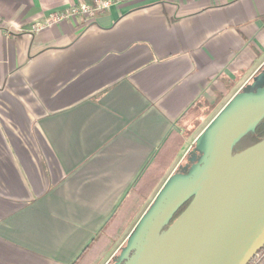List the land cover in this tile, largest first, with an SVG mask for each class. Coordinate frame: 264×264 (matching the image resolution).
I'll list each match as a JSON object with an SVG mask.
<instances>
[{
  "label": "crops",
  "instance_id": "0c3cea01",
  "mask_svg": "<svg viewBox=\"0 0 264 264\" xmlns=\"http://www.w3.org/2000/svg\"><path fill=\"white\" fill-rule=\"evenodd\" d=\"M81 4L0 0V264H73L119 233L110 264L138 180L202 132L186 134L193 113L264 83V0H130L51 22Z\"/></svg>",
  "mask_w": 264,
  "mask_h": 264
},
{
  "label": "water",
  "instance_id": "95a60500",
  "mask_svg": "<svg viewBox=\"0 0 264 264\" xmlns=\"http://www.w3.org/2000/svg\"><path fill=\"white\" fill-rule=\"evenodd\" d=\"M263 119L264 83L235 94L196 138V161L166 179L112 264H249L264 247V138L233 150Z\"/></svg>",
  "mask_w": 264,
  "mask_h": 264
},
{
  "label": "rangeland",
  "instance_id": "374dc122",
  "mask_svg": "<svg viewBox=\"0 0 264 264\" xmlns=\"http://www.w3.org/2000/svg\"><path fill=\"white\" fill-rule=\"evenodd\" d=\"M222 101V100H221ZM226 101V100H225ZM225 101L223 102H213L209 103L206 106H203L202 108H199L195 111V115L193 113V118L191 119V128L187 129L189 130L186 134H190L191 130H195L196 133H200L203 131V129L208 125V123L217 115V113L222 109V107L225 105ZM212 104V105H211ZM195 129H194V128ZM196 140V139H195ZM194 144L192 149L190 150V153H185L182 157L183 163H179L175 168L172 167L170 169H159V170H151L149 172L148 169L145 171L147 172L146 177L143 179L142 182H140V185L138 187L137 191H140L141 198L135 199L138 200L137 204L138 206L133 210L132 214L135 213L133 217H130L129 220V226L127 228V232L124 233L123 237L113 246L112 252L106 257H110V255L113 254V251L119 247L122 241L127 239L128 235L134 228L136 222L139 220V218L142 216V214L145 212L147 207L151 204L152 200L154 199L155 195L158 193V191L163 186L166 179L171 176L172 174H175L177 172H180L184 170V168L187 167V165L190 163V160H193L197 157V154L194 152ZM190 159V160H189ZM139 181V180H138ZM138 183V182H137ZM136 183V185H137ZM140 195H138L140 197ZM126 241V240H125ZM114 249V250H113ZM111 264V262H110Z\"/></svg>",
  "mask_w": 264,
  "mask_h": 264
},
{
  "label": "trees",
  "instance_id": "16d2710c",
  "mask_svg": "<svg viewBox=\"0 0 264 264\" xmlns=\"http://www.w3.org/2000/svg\"><path fill=\"white\" fill-rule=\"evenodd\" d=\"M264 138V119L257 125V127L255 128L254 132H251L249 134H247L234 148L233 150V154H237L242 152L243 150H245L246 148L260 142L262 139ZM197 154L198 157V153L195 152ZM196 157V158H197ZM196 158H194L193 160H190V163L187 165L186 168H184V170L180 171V172H186L189 168V166L196 161ZM162 169H165V167H163ZM147 173H144L143 176L140 178V180L138 181L136 188L139 187L140 182L143 181V179L146 177ZM188 203H186L185 205H183V207L177 212V214L174 216L173 220L176 219L179 214L187 207ZM167 227H165L163 229V231L166 230ZM162 231V232H163ZM120 234L117 233V235L115 236V238L113 239H108L105 238L106 241L101 244V241L99 238V240L93 241L92 242V246H88L82 253V255L76 260V262H74L73 264H98L100 259L102 258V256L106 253V251L110 248V243L112 241H114ZM125 245V244H124ZM98 246V247H97ZM124 247V246H123ZM122 247V248H123ZM96 248V249H95ZM121 248V249H122Z\"/></svg>",
  "mask_w": 264,
  "mask_h": 264
},
{
  "label": "built area",
  "instance_id": "2783aa9c",
  "mask_svg": "<svg viewBox=\"0 0 264 264\" xmlns=\"http://www.w3.org/2000/svg\"><path fill=\"white\" fill-rule=\"evenodd\" d=\"M130 0H93V4H81L72 6L66 13L51 16L52 23H58L67 18L81 16L86 19H93L97 12L107 11L112 5Z\"/></svg>",
  "mask_w": 264,
  "mask_h": 264
},
{
  "label": "flooded vegetation",
  "instance_id": "af4514ba",
  "mask_svg": "<svg viewBox=\"0 0 264 264\" xmlns=\"http://www.w3.org/2000/svg\"><path fill=\"white\" fill-rule=\"evenodd\" d=\"M116 257L112 259L111 264L115 261ZM249 264H264V247L254 256Z\"/></svg>",
  "mask_w": 264,
  "mask_h": 264
}]
</instances>
